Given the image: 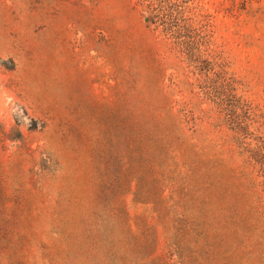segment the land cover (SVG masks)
<instances>
[{"label": "rangeland", "instance_id": "1", "mask_svg": "<svg viewBox=\"0 0 264 264\" xmlns=\"http://www.w3.org/2000/svg\"><path fill=\"white\" fill-rule=\"evenodd\" d=\"M145 4L0 0V264H264V0L196 4L249 111Z\"/></svg>", "mask_w": 264, "mask_h": 264}, {"label": "trees", "instance_id": "2", "mask_svg": "<svg viewBox=\"0 0 264 264\" xmlns=\"http://www.w3.org/2000/svg\"><path fill=\"white\" fill-rule=\"evenodd\" d=\"M143 1L147 3L145 4L147 22L162 27V31H171L173 37L178 34L177 32L185 33L186 41H183L182 45L187 59L195 65V69L201 75L207 77L206 83L208 87H212L213 93H216V89L226 90L230 93L229 96L235 98V108H245V111H249L250 107L240 97H236L237 82L228 75L221 54L209 47L211 45L209 37L201 31L203 24H200V9L196 5L198 0ZM174 20L180 24L172 25ZM172 26H177L176 32H172Z\"/></svg>", "mask_w": 264, "mask_h": 264}, {"label": "clouds", "instance_id": "3", "mask_svg": "<svg viewBox=\"0 0 264 264\" xmlns=\"http://www.w3.org/2000/svg\"><path fill=\"white\" fill-rule=\"evenodd\" d=\"M7 59V57H5ZM0 98H4L6 103L5 107H9V115L21 120L25 126H30L31 121L24 116V107L21 104L15 102L13 96L7 94V90L0 86ZM3 114L2 108H0V115ZM17 143V142H14Z\"/></svg>", "mask_w": 264, "mask_h": 264}]
</instances>
